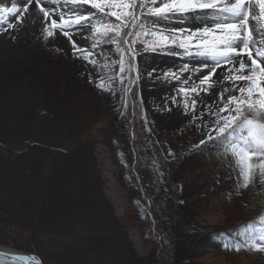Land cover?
<instances>
[{"label": "trees", "instance_id": "trees-1", "mask_svg": "<svg viewBox=\"0 0 264 264\" xmlns=\"http://www.w3.org/2000/svg\"><path fill=\"white\" fill-rule=\"evenodd\" d=\"M127 108L76 110L81 130L66 152L30 145L23 153L0 145V244L32 253L42 264H199L206 255L252 257L253 250L226 249L239 227L264 214V185L250 186L252 199L227 226L202 219L230 213L231 165L209 143L175 160L165 157L147 131L136 87ZM123 113V114H121ZM97 124L99 139L89 137ZM183 134L167 139L173 147ZM99 149L116 186L127 195L121 219L104 196ZM129 230L145 246L136 254ZM259 264L264 259L259 256Z\"/></svg>", "mask_w": 264, "mask_h": 264}, {"label": "snow or ice", "instance_id": "snow-or-ice-1", "mask_svg": "<svg viewBox=\"0 0 264 264\" xmlns=\"http://www.w3.org/2000/svg\"><path fill=\"white\" fill-rule=\"evenodd\" d=\"M35 8L42 14L44 39L62 34L72 45V55L92 65L91 49L77 46L73 36L77 30L91 28V48L101 43L115 46L118 61L105 62L102 68L112 70L118 65L114 76L107 82L101 79L97 85L103 91H111V82L119 79L124 84L122 105L127 108L131 85L138 83L140 71L137 57L141 52L165 53L189 57L193 65L184 63L177 71L163 73L165 80H181L180 73L191 72L199 78L187 86L190 75L178 88L182 97L184 114L193 113V120L203 119V114L215 117L206 138L200 139L193 148L211 143L231 166L238 170L237 191L257 182L264 185V0H34ZM63 8H48L47 4H61ZM33 0H26L23 11L13 3L0 7V21L15 15L22 23L29 13ZM95 12H84V6ZM70 6V7H69ZM58 16V19L55 18ZM151 17L153 19L149 20ZM187 18V19H186ZM179 20L184 26L176 27L163 21ZM11 28L13 25L8 24ZM140 48H137V45ZM123 45V46H122ZM217 69L225 73L223 81L231 88L214 97L220 81ZM207 70L206 74H203ZM156 72L154 68L148 75ZM135 74V76H126ZM216 77V79H213ZM159 78V77H158ZM91 82V81H90ZM213 98L205 104L203 97ZM226 93L228 94L225 97ZM200 97V100L196 99ZM178 103L176 97H171ZM198 104L204 113L195 115ZM215 108V110H213ZM170 110V109H168ZM123 114V113H121ZM200 127V125H197ZM205 127H209L205 125ZM171 154V153H169ZM226 249H242L264 252V214L239 227L234 239L222 242ZM30 259L42 264L35 257H17L12 260Z\"/></svg>", "mask_w": 264, "mask_h": 264}, {"label": "rangeland", "instance_id": "rangeland-1", "mask_svg": "<svg viewBox=\"0 0 264 264\" xmlns=\"http://www.w3.org/2000/svg\"><path fill=\"white\" fill-rule=\"evenodd\" d=\"M13 3L14 0H0V7L11 6ZM45 6L63 8V3ZM84 12H95V10L85 5ZM55 18L58 19V16ZM42 20V16L27 14L19 24L15 15L0 21V145L19 153H23L30 145H41L66 152L81 130L80 119L72 116L76 115V110L97 113L113 112L123 108V88L127 84V79L124 84H121L118 78L114 79L111 82V91H103L97 87L102 78L107 82L108 77L114 76L118 71V65L115 64L112 70L101 67L106 61L111 63L119 60L115 46L101 43L92 49L93 41L89 38L91 28L77 30L73 39L77 41L78 47L93 51L92 59L96 60L97 64L92 65L72 55L71 42L62 34L58 33L55 38L46 41L42 33ZM9 23L13 27L9 28ZM161 23L172 24V21ZM83 33L87 34L86 37ZM140 47L138 44L137 48ZM156 54L158 56L159 53L141 52L137 57L140 79L131 87H136L138 90L147 131L158 145L166 148V159L173 161L193 149V145L199 144L200 139L206 138L210 128L214 127L212 122L215 117L203 114L204 108L198 104L195 115L199 117L203 114V119L193 120V113L189 111L185 115L183 104L179 103L182 97L178 94V88L183 84L184 79L191 75L193 79L189 80L187 85L191 86L199 78L198 75L191 72L180 73L179 81L163 78V73L169 69L177 72L186 62L193 65L191 59L185 62H173L174 65L179 66H152L148 59ZM154 68L156 72L149 76L148 73ZM223 75L220 76L221 83H218L214 89L217 94L214 97L216 101L219 100L218 94L224 88H231L230 82L223 81ZM126 76H135V74H126ZM228 94L231 93H226L225 97ZM171 97H176L178 103H173ZM201 97L205 104L213 103L211 95L204 96L201 93ZM196 99L199 101L200 97ZM101 126L95 125L89 137L98 140ZM180 134H183L182 141L173 147H168L167 139ZM98 154L105 182L104 196L115 215L122 218L127 207V195L116 186L112 176L114 170L101 149ZM231 172L234 191L227 205L230 213L217 212L204 217L202 220L208 226H227L235 216L239 217L244 213L252 199L250 186L237 191L238 170L232 166ZM129 235L138 257H146L150 247L142 243L135 231L129 230ZM0 246L13 249L3 244ZM260 255L264 259V252L255 250H253V258L237 257L232 260L223 254L206 255L199 258L197 263L259 264Z\"/></svg>", "mask_w": 264, "mask_h": 264}, {"label": "bare ground", "instance_id": "bare-ground-1", "mask_svg": "<svg viewBox=\"0 0 264 264\" xmlns=\"http://www.w3.org/2000/svg\"><path fill=\"white\" fill-rule=\"evenodd\" d=\"M14 2L16 3V6L20 9V11H23V5L26 2V0H14ZM59 5H61V4H59ZM27 14L32 15V16L33 15L34 16H42V14H40L38 12V10L35 8V2H34V0H33V4L30 6L29 13H27ZM10 18H12V16H10L9 19ZM172 25H174L176 27H182V26H184L183 24H181V22L179 20H173L172 21ZM83 34H84V37H86L87 34L86 33H83ZM148 60L151 61L150 64H152V66H156V65H158V66H160V65H163V66H166V65L179 66V65H174L173 62L174 61H176V62H178V61L179 62H185V61H188L189 60V57H181V56L168 55V54H165V53H159L158 56L156 54L153 58H150ZM205 71H207V70H205ZM217 73L220 74V76L224 74V72H223L222 69H217ZM196 75L199 76L200 74H196ZM101 128H102V126H101ZM61 152H64V151H61ZM123 215H124V213H123ZM119 219H121V218H119ZM30 254H32V253H30ZM41 262H42V260H41Z\"/></svg>", "mask_w": 264, "mask_h": 264}, {"label": "water", "instance_id": "water-1", "mask_svg": "<svg viewBox=\"0 0 264 264\" xmlns=\"http://www.w3.org/2000/svg\"><path fill=\"white\" fill-rule=\"evenodd\" d=\"M13 256L25 257V258L35 257L36 259L40 260V258L34 254L19 252L14 249H9V248L0 246V264H34V261L30 259L12 260Z\"/></svg>", "mask_w": 264, "mask_h": 264}]
</instances>
